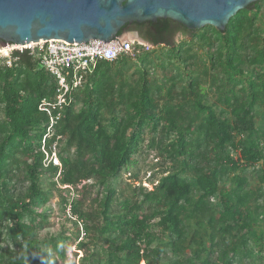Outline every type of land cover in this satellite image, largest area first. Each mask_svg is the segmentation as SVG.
Instances as JSON below:
<instances>
[{
  "label": "trees",
  "instance_id": "16d2710c",
  "mask_svg": "<svg viewBox=\"0 0 264 264\" xmlns=\"http://www.w3.org/2000/svg\"><path fill=\"white\" fill-rule=\"evenodd\" d=\"M133 26H148L156 48L99 61L51 132L40 104L55 95L53 76L30 50L15 53L12 65L0 58V264H50L47 245L64 254L70 236L42 240L39 210L53 190L71 187L79 196L63 197V207L84 234L80 246L92 245L90 236L95 245L83 264H241L263 252L255 226L264 215V0L225 30L170 18ZM209 89L223 107L209 103ZM149 129L163 134L150 147L173 164L152 189L132 186L119 198L118 181ZM248 171L260 179L256 190ZM94 187L92 210L86 193ZM188 247L194 255L185 258Z\"/></svg>",
  "mask_w": 264,
  "mask_h": 264
},
{
  "label": "water",
  "instance_id": "95a60500",
  "mask_svg": "<svg viewBox=\"0 0 264 264\" xmlns=\"http://www.w3.org/2000/svg\"><path fill=\"white\" fill-rule=\"evenodd\" d=\"M259 0H0V39L29 44L68 43L121 36L127 25L173 19L197 30H225L232 17ZM140 38L138 32H128Z\"/></svg>",
  "mask_w": 264,
  "mask_h": 264
},
{
  "label": "rangeland",
  "instance_id": "374dc122",
  "mask_svg": "<svg viewBox=\"0 0 264 264\" xmlns=\"http://www.w3.org/2000/svg\"><path fill=\"white\" fill-rule=\"evenodd\" d=\"M128 29H126L121 36L124 38H132L130 34H128ZM183 35L181 32H178L175 35V38L173 40V43L177 44L183 39ZM6 44H1L0 47H5ZM160 47H166L165 44L160 45ZM156 46H154V49ZM1 59L3 57H0ZM156 70L157 76L161 75V69L157 68ZM209 103H216L220 107H223V103H219L218 101V95L213 90L209 89V96H208ZM3 113L0 111V118L2 117ZM145 141L140 149V151L137 153V163L134 167H132L129 170H125L122 173L121 178L118 181V197L123 198L129 194L132 193V186H138V185H144L147 186L149 189H152L154 185L158 182V179L162 175V172L170 168L172 166V161L170 159H164L162 157V153L160 148L158 146L156 147H150V141H152L153 138H156V140H159L161 136L163 135L160 131L153 132L151 129L146 131L145 134ZM167 137V139H166ZM164 135V139H166L167 142H170L172 139V136H166ZM55 148V147H54ZM56 152H58L60 149L55 148ZM56 156V155H55ZM239 156V154L235 155ZM59 157V155H58ZM250 180H251V187L253 189H258L261 185L260 179L257 174H255L252 171H248ZM137 174V175H136ZM87 182H83L79 184L78 188L82 190L83 185ZM88 184H92L91 182H88ZM222 187L230 188L231 187V181L222 182ZM68 187V186H62V188ZM76 187H71L69 190H64L62 192L57 191L56 189L53 190L54 195L51 197L50 201L44 205L39 211L46 215V225L43 227L40 232L39 236L42 240L45 239H52V238H59L60 235H66L70 236V238L64 242V254H58L55 252L50 245H47L45 248L49 249L50 252H53L54 259L52 260V263L50 264H83V258L86 255V253L90 250H94L95 245L93 244V239L90 236V245L87 248H83L80 246V241L82 239V236L84 235L82 233V230H80L79 235V228L74 223V219L71 217V211L70 207L67 208V210L63 207V197H68L69 199H76L79 196V193L75 190ZM82 193V192H81ZM88 198L89 207L94 210L97 208V201L95 200L96 197L99 195L98 188H90L88 192L86 193ZM261 202L264 203V199H261ZM115 210H120V204L118 201L115 203ZM158 220L155 219L152 222L156 223ZM255 229L258 230V233L264 231V215L262 216V219L260 220V223L255 226ZM155 231L159 233V228L155 227ZM92 233L91 235H93ZM159 237H162L159 235ZM95 240V239H94ZM159 240H156L153 245L158 244ZM2 246L4 247L5 244L2 243ZM260 246L263 248V252L260 254H257L255 256L254 262L251 259H245L243 263L241 264H264V239L260 242ZM194 248H197L195 246ZM14 251V247L11 248V251ZM91 251V252H92ZM167 252L169 256L173 257L174 252L173 250L168 247ZM194 255V251H192L191 248H187L185 250V258H190ZM141 264H146L145 261H142ZM184 264H190V262L186 261ZM240 264V263H236Z\"/></svg>",
  "mask_w": 264,
  "mask_h": 264
},
{
  "label": "built area",
  "instance_id": "2783aa9c",
  "mask_svg": "<svg viewBox=\"0 0 264 264\" xmlns=\"http://www.w3.org/2000/svg\"><path fill=\"white\" fill-rule=\"evenodd\" d=\"M153 48L154 45L149 41L123 36L109 42L91 39L88 42L68 43L61 39H43L29 44L8 42L5 47H0V57L12 65L19 58L15 53L30 50L53 76L56 82L55 95L53 98L45 97L40 104V109L50 117L48 131L51 132L66 106L74 100V92L84 84L87 74L94 71L99 61H115L121 56L135 59ZM51 158L54 163L61 165L55 150Z\"/></svg>",
  "mask_w": 264,
  "mask_h": 264
},
{
  "label": "flooded vegetation",
  "instance_id": "af4514ba",
  "mask_svg": "<svg viewBox=\"0 0 264 264\" xmlns=\"http://www.w3.org/2000/svg\"><path fill=\"white\" fill-rule=\"evenodd\" d=\"M126 29H128L129 32H131V31L138 32V34H139V36H140L141 39L146 40V41H149L148 38L150 37V30L151 29L148 26H142L141 28H136L132 24L129 27H127ZM3 43L4 44H7L8 42L5 41V40L0 39V46Z\"/></svg>",
  "mask_w": 264,
  "mask_h": 264
},
{
  "label": "bare ground",
  "instance_id": "6f19581e",
  "mask_svg": "<svg viewBox=\"0 0 264 264\" xmlns=\"http://www.w3.org/2000/svg\"><path fill=\"white\" fill-rule=\"evenodd\" d=\"M132 36V34H130ZM5 52V51H4Z\"/></svg>",
  "mask_w": 264,
  "mask_h": 264
}]
</instances>
